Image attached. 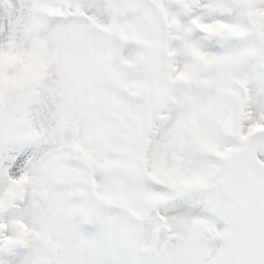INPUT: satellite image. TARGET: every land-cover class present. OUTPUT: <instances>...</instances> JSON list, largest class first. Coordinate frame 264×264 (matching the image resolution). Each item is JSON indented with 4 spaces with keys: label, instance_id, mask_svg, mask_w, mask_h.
I'll return each instance as SVG.
<instances>
[{
    "label": "snow or ice",
    "instance_id": "6c2138e0",
    "mask_svg": "<svg viewBox=\"0 0 264 264\" xmlns=\"http://www.w3.org/2000/svg\"><path fill=\"white\" fill-rule=\"evenodd\" d=\"M0 264H264V0H0Z\"/></svg>",
    "mask_w": 264,
    "mask_h": 264
}]
</instances>
